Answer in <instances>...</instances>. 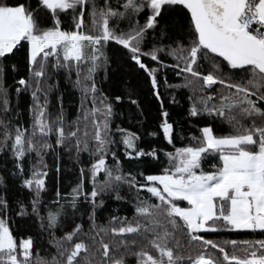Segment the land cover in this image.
Listing matches in <instances>:
<instances>
[{
    "label": "snow or ice",
    "instance_id": "1",
    "mask_svg": "<svg viewBox=\"0 0 264 264\" xmlns=\"http://www.w3.org/2000/svg\"><path fill=\"white\" fill-rule=\"evenodd\" d=\"M110 45L159 104L158 143L116 123ZM162 72L188 89L183 123ZM49 156L77 178L45 200ZM239 231L261 238L204 235ZM0 264H264V0H0Z\"/></svg>",
    "mask_w": 264,
    "mask_h": 264
},
{
    "label": "trees",
    "instance_id": "2",
    "mask_svg": "<svg viewBox=\"0 0 264 264\" xmlns=\"http://www.w3.org/2000/svg\"><path fill=\"white\" fill-rule=\"evenodd\" d=\"M117 46H109V55L112 57V63L109 66L107 77L101 72L98 78L99 87L103 89L106 95H109L114 99L115 95H122L123 99L118 104H115V110L117 112L116 123L121 124L123 127L130 128L133 131L138 132L141 137L140 143L146 146L149 143H158L157 137H152L149 135L150 132L156 130L157 125V115L159 111V104L155 101L152 96L149 85L145 83L144 74L138 71L136 68L124 63V59L121 53L116 50ZM17 61L20 62L21 74H23V62L21 54H17ZM13 75L9 74L7 83L11 85L13 83ZM163 75L161 73V89L160 91L167 98H170L172 94H175L176 100L179 102L176 105L169 106L167 99L165 101V107L168 108L172 120H179L184 122L185 112L188 106L187 93L188 89H166L163 85ZM75 77L73 76V79ZM167 78L169 84H176L180 82L179 77H175L174 73L170 70L167 71ZM102 81V83L100 82ZM49 83H55L58 85V90L52 93V102L56 103L55 96L62 95L63 103L66 113L69 118L75 115V109L79 105V94L72 88L71 84L61 74L50 80ZM131 94L133 99H136L139 103V108L136 105H132L129 102L128 94ZM16 101L14 100L13 103ZM30 103V99L24 96L19 101L20 110L23 114L24 123L27 124V105ZM143 113V115H141ZM142 122V123H141ZM195 123V120L193 121ZM203 123V122H201ZM218 131H227V125L223 128L217 126ZM170 147V146H169ZM49 163V176L48 185L50 191L44 196L45 200H48L54 196L55 188L58 186L61 192L68 190L72 182L77 178V172L74 169L73 164L65 156L61 161V170L59 175L55 172L54 161L51 156L47 157ZM9 195L17 194L18 185L10 184ZM21 198L26 195L25 193H19ZM110 207H115L111 201L109 202ZM121 215L125 214L121 211ZM128 215H131V211H127ZM25 225L23 223L19 224L21 231H24ZM35 233L36 229H31ZM205 237L213 240H224V239H259L261 238L259 233L252 234L248 231L239 232H222V233H204ZM231 250V249H229Z\"/></svg>",
    "mask_w": 264,
    "mask_h": 264
}]
</instances>
